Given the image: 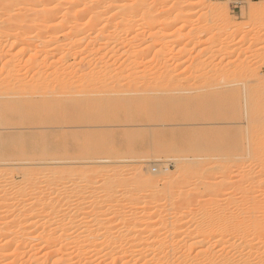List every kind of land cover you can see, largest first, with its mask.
<instances>
[{
    "label": "rangeland",
    "instance_id": "1",
    "mask_svg": "<svg viewBox=\"0 0 264 264\" xmlns=\"http://www.w3.org/2000/svg\"><path fill=\"white\" fill-rule=\"evenodd\" d=\"M205 2L218 9L224 6L227 7L229 9V20L226 18V22L223 24H228V26L232 24L233 27L240 19L242 12L251 4L256 3L264 7V0H205ZM197 20L201 23L203 18L195 17L192 21L197 22ZM1 21L0 30H14L19 35L22 34L19 37L20 39L16 35L9 36V33L7 35L0 34V58L3 55L2 57L5 59L2 58L3 62H7V60H11L12 55L15 56L20 52L21 48L23 50L27 49L26 43L23 41L24 38L25 40L27 38L23 34L31 31L26 29L28 26L24 30L17 31L15 26ZM251 21L250 18L246 19L248 24L243 31H240L244 38L238 43L236 41V44L233 42L234 37L236 38L235 34H237V37L241 36L237 31L234 34L229 31V37L228 32H221L219 27V30L217 28L213 29L206 35L203 34L204 36L201 34L200 37L197 31L201 24L198 25L193 22L196 28L198 25L196 34H194L197 39L200 38L197 40L194 38L196 36L193 37L192 35L190 37L191 44L188 45L187 49L199 43L198 41H200V44L192 49L194 52L189 49L191 54L193 53L192 55L189 54L191 56L187 55L188 57H183L184 59L170 66L172 67L170 71H172L179 63V69L176 70H180L178 71L179 75L181 73L185 74L184 77L188 75V72L192 73L193 69H195L193 71L199 69L200 64L204 65V60L208 61L204 62L205 64L208 63L206 70L210 69L209 65L215 66L214 69V66H212L213 71L211 69L208 72H217L220 66V70L223 67L222 71L226 69L224 73L229 78L225 77L224 84L227 85L222 86L221 84L220 86L216 83L217 87L214 83L215 87L212 82H217L216 79L215 81L210 80L212 83H210L212 85L211 89L216 96L210 95L213 94L210 88H205L207 82L202 83L204 80H199L201 81L199 84L196 80L198 83L190 81L191 83L187 84L189 86L182 84L187 87L181 86L183 90L178 87L176 91L171 92L173 94L159 95L160 97L156 98V100L160 98L158 101H154L151 97V101H148L150 103L133 101L129 105L130 109L127 113L123 108V111L114 108L107 113H86L80 112L74 106L67 104L69 107H66V109L54 107L53 112L50 113L52 114L50 121L42 120L30 123L31 121L27 119L24 121L25 124L23 122L22 125V122L18 120L19 117L11 115V119L0 124V168L2 167L3 170L6 167V173H12L15 169V172L9 175H12L17 183L22 178V169L19 170V168L29 167V170L34 171V166L35 170L37 167L41 170L44 165L48 168L54 166L53 169L51 168L54 170V172H51L54 176H51L55 181L52 182L55 183L53 186H56V189L59 188V192L57 190L58 193L53 197L54 200L52 198L53 203L59 205L56 207L57 211L54 210L58 214L53 213L58 216L56 218L55 215L52 216V219L54 217V221H57L54 225L51 219L44 218V220L48 219L46 221L51 224L47 222L48 224L43 225L46 221L41 219L42 223L39 221V224H36L37 226H32V228L37 227H34L35 230L31 227L32 231L28 227L25 229L23 227V224L29 225L31 221L29 224L23 222V226L21 225L23 230L16 228L20 226L17 224L22 222L15 219L18 222L17 224L9 223L14 220L11 214L14 210L12 206L14 205L17 209L14 212L19 213L20 208L24 209V204H21L19 209L20 204H18L19 206L17 204V206L15 204L11 205L12 212L9 211L10 215L8 214V217L3 216V212H0L3 214H0V217H3L0 218V246L10 244L8 239L3 236L5 233H14L10 236L19 241V243L16 241L19 245L17 249L18 260L15 264H64L65 261L67 264H100L99 261L103 264L105 259L103 260L102 256L105 250H101L103 252L101 257L99 255L101 252L93 253L95 252L93 251V244L98 243L99 238L102 237L104 249L107 248V246L105 248V245L112 242L117 246L120 245L121 249L117 250L116 255L118 257L120 254H125L128 258L123 257V255V258L120 256L122 259L119 257V260H124V262V258L127 261L130 257V261L134 262L135 257L131 255L138 250L139 260L136 258L134 264H181L183 262L196 264L202 262L201 260L204 261L206 256H208L207 258L213 257L216 264H219L221 258L225 256L226 258H230V256L231 259L235 258L236 255H233L235 250H243L244 258L242 257V260L245 264H261V261L264 260V236H262V233H264V221H262V219L264 220V190H261V173L264 171V19L259 22L261 25L259 26L262 27L259 35L251 29ZM222 33L224 34L222 35ZM226 34L228 37L225 36ZM223 39L226 41L227 46L222 41ZM191 40L195 43H192ZM228 40L232 41L233 45ZM14 41L15 45L13 44ZM28 53L26 52L21 58L23 57L22 59L26 60L27 55L32 54L30 51ZM123 58L122 56L121 59ZM125 58L127 57L125 56ZM2 59H0V62ZM209 61L212 65L209 64ZM198 65L199 67H197ZM184 77L183 75L180 76V78ZM150 80L152 79L148 78V81ZM221 81L218 82L222 83L223 81ZM202 84H205V86L203 85L204 89L199 88L200 85L203 87ZM224 87H227L225 94L221 90ZM197 88L201 95L198 93ZM216 88H220L218 90H221L222 96H224L223 100L219 94L220 92L215 90ZM205 89L206 93L209 94L202 96ZM179 90L181 91L179 92ZM239 90H242V92ZM218 96H221L219 100ZM220 100L223 101V104L217 102ZM226 100L228 101L226 102ZM243 100L247 101L246 105L244 104L245 101L242 102ZM154 102L161 103L163 107ZM34 148L38 149L34 151ZM43 152L49 155H44ZM37 154H39L38 157L41 158L42 155L43 157L38 161H34L33 159H38ZM46 156L53 157L48 158ZM44 158L46 160H43ZM40 162L42 168H40ZM45 162H50L51 165L49 166L50 163ZM166 168L173 174L169 183L165 185L154 184V186L152 183L146 184L145 181L143 182L146 178V172L152 173V178L155 180L165 178ZM27 170L28 168L24 171ZM203 179H206L208 183L205 184H209L210 189L208 188L209 185H206V190L204 182L201 181ZM250 188L260 189L261 191L259 190L260 193L257 196L255 195L254 202L253 200L252 203L251 201L248 202L249 200L247 202L243 200V203L242 199L247 196L249 190H252ZM13 191L5 195L11 196ZM64 195L68 196V200L63 199ZM82 196L86 197L83 198ZM4 197L6 198V196ZM8 198L7 196L6 200H1L7 201ZM81 198L84 200L88 198L85 200L88 202H91L92 198L96 203L92 201L91 203H94L90 205ZM64 201H66V204ZM163 202L170 204V206L162 209L161 204ZM254 204H258L257 206L262 204L263 206L260 205V208L255 211V208L258 207H255ZM250 205L251 207L253 205V208L255 207L254 213L248 212V209L251 208ZM180 206V210L176 211L174 207L179 209ZM246 207L247 212L243 211ZM2 208H5V212H8L10 206L9 209ZM2 208L0 207V210ZM80 211L84 214H81ZM243 216L246 217V220ZM61 217H64V220ZM242 219L246 221L245 225L240 224L244 222V220L241 221ZM69 220L70 224L68 223ZM123 220L128 223L126 224ZM250 225H253V227ZM255 225L260 228V234H256L258 231L254 232L255 230L252 232ZM103 230L106 234H103ZM118 230L120 231L118 232ZM152 231H154L153 234ZM115 232L120 233L118 238H116L117 234ZM67 233L69 234L67 235ZM61 234L64 240H62V236L59 237L60 239L57 237ZM52 236L53 238H50ZM54 236L58 239L57 241ZM134 237H136V240L133 239ZM24 238L32 239V241L28 240L31 243L25 241ZM52 239L56 243L59 240L61 243L65 241L64 244H68L66 242L72 239L69 240L70 245L73 242L78 246L77 248L74 247L75 250L73 249L74 244L71 247L69 246L68 253L60 250L58 252L56 250L58 248L53 249L50 246V243L54 242ZM129 240H131V243ZM16 242L14 240L13 243ZM90 243H92V246L88 248L87 244L91 245ZM122 243L125 244L121 247ZM133 243L137 245L139 243V248L137 245L133 246ZM254 243L255 248H253ZM80 244L86 248L83 249L84 246ZM126 245V249L123 250ZM80 246L82 247L80 248ZM146 246L150 249H148L149 253L148 250L146 251L147 248H143ZM70 248H72V252ZM136 248L138 249L136 250ZM249 250L250 252L246 254ZM80 251L82 253L84 251V253L82 254ZM32 252L33 254H31ZM55 253L57 255H54ZM63 253L72 255L67 256L65 254L66 256H63ZM81 255H85V257ZM96 255H99V259L102 258L103 261L98 260ZM11 256L9 254L4 257L0 256V263L6 264L8 262L7 264H9L13 259V256ZM73 257H76V259ZM93 257L96 261L92 259ZM66 258L68 261L64 260ZM109 258L112 257L109 256ZM108 259H106L105 264H113L112 260L110 262ZM130 261L128 260V263Z\"/></svg>",
    "mask_w": 264,
    "mask_h": 264
},
{
    "label": "bare ground",
    "instance_id": "2",
    "mask_svg": "<svg viewBox=\"0 0 264 264\" xmlns=\"http://www.w3.org/2000/svg\"><path fill=\"white\" fill-rule=\"evenodd\" d=\"M228 14H229V9L227 7L224 6V7L218 9L217 7H213L209 4H207L205 2V0H199L196 2H195V0H1L0 1V20H2L1 22L9 23L12 26H15L17 31L24 30L25 27L28 26V28H26V29L30 30L31 32L27 33V34H23V36L24 37L26 36V38H27V40H25V38L23 40L26 43L27 49L25 48V50H23V48H21V51L15 55L17 57H15L14 55L11 54L12 55L11 60H9V61L7 60V62H3V59H4V57H2L3 55L0 58V59L3 58L1 62L4 63L3 64L0 62L2 64L0 67V124L11 119L10 118L11 115L19 117L20 119H18V120H20L19 122H22L21 123L22 125H23V122L26 121L27 119L31 121L30 123H32V122L36 123V122H39L42 120L50 121V116L52 115L50 113L53 112V108L57 107V109L58 108L59 109H61V108L66 109V107L67 108L69 107L67 104L74 106L75 109L79 110L80 112H86V113L87 112L94 113V114L107 113V112H109V110L111 111L114 108L115 109L119 108L122 111H123V109H125V112L127 113L128 110L130 109L129 105L133 101H139V102L140 101H144V102L146 101L147 103H150L148 101H151L150 100L151 98H153L154 101H158L160 98L157 100H156V98H158L159 95L160 96L162 94L166 95V93H171L173 91H176L178 89V87H180V89H181L182 88L181 86L185 87L187 84H190L191 82L193 83V81L195 82L196 80L199 82V84L202 80H204V81H202V83L207 82L209 85L207 83H206V85L210 86V87L206 86L205 88H207V89H209V88L211 89L212 85L215 86L214 83L215 84L217 83L218 85L220 84V86H221V84H222V86H225L226 83L224 84V81H226L225 75H227V74L224 73V71H226V69L224 71H222L223 67L220 70V67H221L220 66L218 70L216 69L217 72L215 70H214L215 72H212V73H211V71L208 72V70H211L212 66H214L211 64V61H209V64L212 65V66L209 65L210 69L208 68L206 70L208 63L207 64H205V63L208 61L204 60V62L206 61L205 63L203 62L204 65L200 64V67L198 65L197 67H199V69L197 68L196 71H193V70H195V69H193L192 73L190 72L191 73L190 74L188 72V75H186L185 77H184L185 74L181 73V75H179L178 71H180V70H176V69H179V66H178L179 63L176 64V66L178 68L174 65L176 68L173 69L172 71H170L171 70L170 68H172L170 66H171V64L173 65V63L175 64V62H179L182 59L186 58L187 55L191 56L193 54V53L191 54V52H194L192 49H195L197 47L196 45L200 44V41H198L199 43L194 44V45L192 44L193 46H190L189 49L192 50L191 52L189 51V49H187V47L189 44H191L190 43V39H191L190 37H192V35L194 37V35L196 34V31H197L196 29H198V25H200V24H201L200 25L201 27L199 26V29L197 31L199 33L200 37H201V34L206 35L207 33L211 32L213 29L217 28L219 30V27H220L221 32L222 31L224 33L228 32L227 34L229 35L230 32H231V34H232V32L234 34V32L237 31L239 33V36H240L241 35L240 31H243V29H245L247 24H248V23H246V19L250 18L252 20L251 21L252 22V25H251L252 28L251 29L254 30L257 35H259V33H261L262 27H260L261 25L259 24V22L262 19H264V7L263 6H260L259 4H256V3H253L250 6H248V8L242 12V15H241L240 19L238 20V22H236L234 24V27L236 30L233 29L234 27L231 24V22L229 23V25L231 24V26H228V24H225V25L223 24L224 22H226L225 19L226 18L228 19V16H229ZM195 17L203 18L201 23H200V21H198L200 19H198L197 22L195 21L196 24H198L197 28L194 25L195 22L192 21ZM193 22H194V24H193ZM221 26H223V27H221ZM8 33L10 34L9 36H13V35L15 36L16 35V37L18 39H20L19 37L22 35V34L19 35L18 32L14 31V30H12V31L11 30H0V34H2V35H4V34L7 35ZM224 33H222V35ZM227 34L225 36H227ZM235 36H236V38L234 37V41H233L235 44H236V41L238 43L242 38H244L242 35L240 37H237V34H235ZM229 37H230V35H229ZM17 38H16V40H17ZM194 38L197 39V36ZM223 38H224V36H223ZM196 39H195V41L198 40V39L197 40ZM192 40H191V42L195 43ZM225 40H227V39L225 38ZM225 40L223 39L222 41L225 43V46H227ZM229 40H230V38H229ZM229 40H228V42H232ZM233 42H232V45H233ZM17 43H19V42H17ZM13 44L15 45V41ZM21 44H22V41H21ZM222 48H224V47L222 46ZM29 51L32 52V54L27 55L26 60L22 59L23 57L21 58V56L26 54V52L28 53ZM189 54H191V55H189ZM0 55H1V53H0ZM122 56L124 58L126 56L127 58H125V59L123 58L124 59L123 60V59H121ZM150 56H152V57H150ZM208 58H210V57H208ZM174 66H173V68H174ZM214 68H215V66L213 67V69ZM213 69H212V71H213ZM182 75L184 78H180V76H182ZM148 78H151L152 80H150V81H152V82L148 81ZM212 79H214V80H212ZM215 79L217 82H212L213 83L212 84L211 81H215ZM227 79H229V78H227ZM199 80H201V81H199ZM218 81H221L222 83H220ZM228 81H230V80H228ZM182 84H185V86ZM217 84H216V86L218 87ZM203 85L205 86V84H202V86ZM228 85H230V84H228ZM187 86H189V85H187ZM204 86L201 87V85H200L199 88L204 89ZM185 88H187V87H185ZM212 88H214V87H212ZM226 88L227 87H224L221 89L223 94L226 93V91H227ZM189 89H190V87H189ZM218 89H220V88H218ZM218 89L216 88L215 90L220 92L219 94L222 96L221 90H218ZM181 90H183V88ZM181 90H179V92ZM197 90L199 91L198 88H197ZM215 90H214V92H215ZM204 91H205V93H202V96H206L209 94V93L208 94L206 93V89ZM207 91L209 92L210 90H207ZM228 91H230V90L228 89ZM239 91L242 92V90H239ZM211 92L213 93V90ZM198 93H200V91ZM171 94H173V93H171ZM204 94H206V95H204ZM216 94L219 95L218 93H216ZM200 95H201V93H200ZM210 95H214V93L210 94ZM214 96H216V95H214ZM244 96H246V95H244ZM208 97H210V96H208ZM220 97L218 98V100L220 99ZM223 97L224 96L221 97L222 100H223ZM205 98H207V97H205ZM139 99H142V100H139ZM209 101H211V100H209ZM227 101L228 100H226V102ZM217 102H220V103L222 102V104H223V101H221V100L217 101ZM217 102H215V103H217ZM242 102H244V104L245 103L247 104L246 100H243ZM54 104H55V106H54ZM155 104L163 107L162 104L159 102H156ZM238 104H240V103H238ZM239 112H240V110H239ZM8 115H10V116H8ZM24 124H25V122H24ZM37 149L34 148V151ZM30 151H32V150L30 149ZM49 153L51 154V152H49ZM45 154L49 155L47 153H44V155ZM38 155L39 154H37L38 159H33L34 161H38L39 159H41L43 157L42 154H40V155H42L41 158H40V156L38 157ZM46 157H48V156H46ZM51 157H53V156H51ZM51 157H48V158H51ZM43 160H46V159L44 158ZM26 161H27V159H26ZM49 161L52 162L51 160H49ZM18 162H20V161H18ZM29 162L31 163V161H29ZM50 162H45V163H50ZM40 165H41L40 168H42V163ZM48 165L50 166L51 163ZM45 166L46 165H44L45 169L42 168L41 170H39L38 167L35 170V166H34V171L30 169L33 173L29 170V167H27V168L31 173L28 170L24 171L27 168H24V167L19 168V170L22 169V174H21L22 176L20 175L22 178L19 179V181H17V183L15 182V179H13V176L9 175V174L14 173L15 169L12 168L14 170V172H12V173H6L5 172L6 167L3 168V170L1 169L2 167L0 168V207L1 208L2 207L8 208L10 206V209L9 208H8L9 210L7 209L8 212H5V210H4L5 208L4 209L2 208L0 210V212H3L4 215L2 213H0V214H2L5 217H8L10 210H11V212H12V209L17 210V209H15L16 207L13 204H15V205L20 204V206L18 205L19 206L18 209L21 207V204H24L26 206V207L24 206V209L20 208L22 210L19 209V211H20L19 213L14 212V210L11 213L13 215L14 220L16 219L19 222H22L21 224L16 222V220H15L16 223L14 222V220H13V222H9V223H14V224L18 223L17 225H20V226L16 227V228L22 229L21 227L24 225L23 226L24 229L28 227L32 231V229H34V227H35L34 226L32 228V226L36 225L39 221L41 222V219L44 220V218L51 219V222L53 221L52 222L53 225L57 222V221H54V217L56 218L58 215L56 216L53 213H56V211H57L56 207H58L59 205H58V203H55L56 204L55 205L52 201V198L54 196H56L55 195L56 193L59 192V188L56 189L55 188L56 186L55 187L53 186L55 184V183H53L55 180H53L52 176H54V175H52L53 173H51V172L52 171L54 172V170H52L54 166H52V167L50 166L49 168L46 166L47 169ZM37 169H38V171H37ZM16 170H18V169H16ZM2 171H4V172H2ZM165 171L167 172V173H165L166 174L165 178H161V179H157V180L152 178L153 177L151 175L152 173L150 174V173L146 172V175H145L146 178H144L143 182L145 181L144 183H146V184L152 183L153 185L154 184L165 185V184L169 183L170 177L173 175V174H171V171H169V169L166 168ZM201 181L204 182L205 186L209 185V184H205V183H208L206 181V179H203ZM209 187H210V185L208 186V188ZM14 188H16V189H14ZM250 189H252V190H249V192L246 194L247 196L245 197L247 199L244 198V199H242V201L246 200V202H247V200H249L248 202L251 201V203H252V200L254 199L255 195L257 196L260 193V191L262 190V189L261 190L259 189L260 190L259 191L258 189L256 190L255 188L254 189L250 188ZM57 190H58V192H57ZM206 190H207V186H206ZM12 191H13V193L11 194V196L5 195V194L10 193ZM257 191H259V192L257 193ZM210 192H212V191H210ZM178 195H180V194L178 193ZM191 195H193V194H191ZM4 196H6V198H7V196L9 197L7 199V201H4V200H6V198ZM67 197L68 196L64 195V198L63 197L62 198L68 200ZM85 197L86 196H84L83 198H85ZM185 197H186V194H185ZM83 198H81V199H83ZM189 198H191V197H189ZM1 199H4V200H1ZM87 199L88 198H86L85 200H87ZM53 200H54V198H53ZM91 200L95 202V200H93L92 198H91ZM89 201H90V199H89ZM106 201H108V200H106ZM244 201H243V203H244ZM85 202H88V201H85ZM91 202H88V203L90 205L94 203V202L93 203H91ZM253 202H254V200H253ZM64 203L66 204V201H64ZM256 203H259V202H256ZM11 205H13L14 208L12 206V209H11ZM257 205L258 204H254L255 207H258V208L254 207L255 211L260 208L259 207L260 205L262 207L264 204L263 205L260 204L259 206H257ZM169 206H170V204H168L166 202H163L161 204L162 209L163 208L166 209ZM243 206H245V205H243ZM250 207H251V205H250ZM174 208H176V211H177V210H180L181 206L178 207L179 209H177V207H174ZM252 208H253V205L251 208L248 209L249 213L255 212L254 208L253 209ZM136 209H138V208H136ZM202 209H203V207H202ZM205 209H206V207H205ZM2 210H4V211H2ZM54 210H56V211L54 212ZM244 210H245V212H247L246 211L247 207L244 208L243 211ZM64 211H65V209H64ZM209 211H211V210H209ZM68 212H70V211H68ZM179 212H181V211H179ZM82 213L83 212H81V214ZM56 214H58V213H56ZM53 215H55V216L52 219ZM240 216H241V214H240ZM5 217H4V219H5ZM78 217H80V216H78ZM0 218H3V217H0ZM61 218H62V220H64L63 219L64 217H61ZM237 218H238V216H237ZM243 218L246 220V217L243 216ZM244 219H242L241 221H243ZM260 219H262V218H260ZM46 220H48V219H46ZM46 220H44V221H46ZM245 220H244V222H242L240 224L245 225L244 224L246 222ZM30 221H31V223H30ZM65 221H67V220L65 219ZM77 221H79V220H77ZM116 221H117V219H116ZM256 221H258V220H256ZM262 221H264V220L262 219ZM23 222L24 223L27 222L28 224L29 223L30 224L29 225H27L26 223L23 224ZM47 222H49V221L44 222L43 225H45V223L48 224ZM69 222H70V220L68 221V223ZM79 222H81V221H79ZM121 222H122V220H121ZM63 223H64V221H63ZM125 223L127 224L128 222L126 221ZM195 223H197V222H195ZM260 223H259V225L262 224V223L261 224ZM121 225H122V223H121ZM253 225H250V226L253 227ZM256 225H255L256 229L252 228V232H253V230H255L254 232L258 231V232H256V234H260L261 233V232H259L260 228L256 227ZM46 226H48V225H46ZM69 226L71 227L72 225H69ZM74 226H77V225H74ZM246 226H247V224H246ZM194 227H195V224H194ZM35 228H37V227H35ZM43 228H44V226H43ZM7 229H9V228H7ZM119 231L120 230H118V232ZM247 231H245V232H247ZM8 232H9V230H8ZM21 232H23V231H21ZM102 232H103V234H106V233H104V230ZM102 232L100 233V235L102 234ZM153 232L154 231H152V234H153ZM17 233H18V231H17ZM52 233H54V232H52ZM115 233L117 234L116 238H118L119 237L118 235L120 233H117V232H115ZM11 234H14V233L11 232ZM11 234H8V233H5V235L3 234V236L8 239L10 244L5 245V246L3 244L0 246V256L4 257L5 255L8 256V254H9V256L12 255L13 259H12V262L10 261V263L15 264L16 260H18L17 259L18 258L17 249H18L19 241H17V239L12 238L13 236L11 237L10 236ZM68 234L69 233H67V235ZM124 234H126V233H124ZM160 234H162V233H160ZM163 234H164V232H163ZM242 234L244 235L246 233H242ZM15 235H14V237H16ZM108 235H109V233H108ZM141 235H143V234H141ZM61 236H62V234L60 236H57V237L59 238ZM30 237L32 238V236H30ZM99 237H101V236H99ZM50 238H53V236ZM61 238H62V240H64L63 236ZM102 238H99L100 240L96 239V240H99V242L97 241L98 243L93 244V251H95L93 253L97 254V253L101 252V250H103V251L105 250L104 253L101 252L99 254L100 257L102 256V253L104 254L102 257H103V260L105 259V261H103L102 258L99 259L100 258V257H98L99 255L98 256L96 255V257H98V260H101L104 262L103 264H105L106 259H108L109 256L112 258H109L108 260L109 261L112 260L113 264H115L116 261H119L120 264H130V263L134 264L136 258H137V260H139L138 258H139L140 254L138 255V253H137L138 252L137 249L139 248V246H138L139 243H138V245L136 243L132 244L133 246L134 245L138 246V248H136L137 251H135V253H133V255H131V256L135 257L133 260L134 262H132V260L130 261V259H131L130 256H129L130 258L127 259V261H126V258H124L125 259V262H124V260H119V257L120 256L122 257V255L124 257L125 254H122V255L120 254V256H118V257L116 255L117 250L119 251V249H121L120 245L117 246V244H115L113 242L110 243L111 242L110 241L109 242L110 244H108V245L104 244L105 248L107 246V248L104 249L103 244H102L103 243ZM135 238L136 237H134L133 239H135ZM26 239H25V241H28V240L32 241L33 238L27 239V240ZM39 239H40V237H39ZM54 239H52V241H54V242H51L50 246L53 249L58 248V249H56L57 251L58 250H60L61 252L66 251L68 253V251H69V250L67 251V249H69L68 247L69 246L71 247V245L73 246V244H74L73 242L71 245H70L71 242L69 243V240L71 241L72 239H69L68 242H66L68 244H64L65 241L63 243H61V242H59L60 240L56 243L55 240L57 241L58 239L57 238L55 240ZM65 239L67 240V238H65ZM14 240H15V242L17 241L18 243L17 242H16L17 244L13 243ZM130 241L131 240H129V242ZM28 242H30V241H28ZM59 243H61V244H59ZM76 243H77V241H76ZM82 244H80V245H82ZM90 244L91 245L87 244L88 246L87 245L86 246L89 248V246H92V243H90ZM124 244L125 243H122L121 247H122V245L124 246ZM126 244H127V242H126ZM27 245H29V244H27ZM140 245H141V243H140ZM75 246L77 248L78 245L74 244L73 249ZM82 246H84V245H82ZM82 246H80V248ZM253 246H254L253 248H255V243L253 244ZM126 247H127V245L125 246V248H123V250L126 249ZM46 248H47V246H46ZM84 248H86V247L84 246L83 249ZM143 248L146 249L147 246L143 247ZM150 248H151V246H150ZM53 249H52V251H53ZM71 249L72 248H70V251L72 252ZM148 249L149 248H147L146 251ZM91 250H92V248H91ZM149 250L147 251L148 253L150 252ZM60 251H58V252H60ZM120 251H122V250H120ZM242 251L235 250L233 253V255H236L235 258L231 259V256H230V258L228 256H227L228 258H226V256H225L224 258H221L222 260L220 259L221 261H219V264H245V262L242 260V257L244 256ZM85 252H87V251H85ZM249 252H250V250L247 251L246 254H248ZM67 253H63V256L65 254L67 256H69L70 253L69 254H67ZM83 253H84V251H83ZM87 253H89V252H87ZM131 253H132V251H131ZM18 254H19V252H18ZM31 254H33V252ZM95 254H94V257H95ZM54 255H57V254L55 253ZM70 255H72V254H70ZM118 255H119V253H118ZM61 256H62V254H61ZM75 256H76V254H75ZM81 256L85 257V255L84 256L81 255ZM81 256H79V257H81ZM104 256H105V258H104ZM107 256H108V258H106ZM21 257H19V258H21ZM94 257L92 259H94ZM125 257H127V256H125ZM207 257L208 256H206V258L204 257V261L201 260L202 262H198V263L199 264H216V262H215L216 260L213 257L212 258H207ZM68 258L70 259V257H68ZM73 258L76 259V257H73ZM64 260H67V258ZM128 260L130 261V263H128ZM94 261H96V260L94 259ZM62 263H63V260H62ZM65 263L67 264L66 261H65ZM99 263L101 264L102 262L99 261ZM198 263H196V264H198ZM157 264H160V263H157ZM181 264H187V262H183Z\"/></svg>",
    "mask_w": 264,
    "mask_h": 264
},
{
    "label": "snow or ice",
    "instance_id": "3",
    "mask_svg": "<svg viewBox=\"0 0 264 264\" xmlns=\"http://www.w3.org/2000/svg\"><path fill=\"white\" fill-rule=\"evenodd\" d=\"M261 176H262L261 189L264 190V171H262ZM262 236H264V233H262ZM115 264H120V262L116 261ZM261 264H264V260L261 261Z\"/></svg>",
    "mask_w": 264,
    "mask_h": 264
}]
</instances>
